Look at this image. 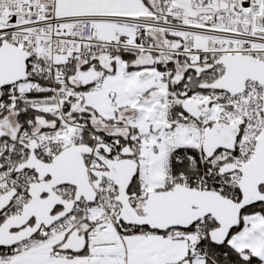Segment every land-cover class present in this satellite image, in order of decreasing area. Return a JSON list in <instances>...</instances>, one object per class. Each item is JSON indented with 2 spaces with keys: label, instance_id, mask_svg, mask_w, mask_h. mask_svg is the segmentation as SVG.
Returning a JSON list of instances; mask_svg holds the SVG:
<instances>
[{
  "label": "snow or ice",
  "instance_id": "obj_1",
  "mask_svg": "<svg viewBox=\"0 0 264 264\" xmlns=\"http://www.w3.org/2000/svg\"><path fill=\"white\" fill-rule=\"evenodd\" d=\"M0 264H264V0H0Z\"/></svg>",
  "mask_w": 264,
  "mask_h": 264
}]
</instances>
